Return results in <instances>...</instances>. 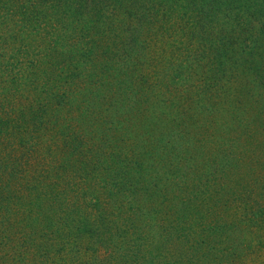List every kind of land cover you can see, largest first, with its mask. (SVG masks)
Returning <instances> with one entry per match:
<instances>
[{
	"label": "trees",
	"instance_id": "obj_1",
	"mask_svg": "<svg viewBox=\"0 0 264 264\" xmlns=\"http://www.w3.org/2000/svg\"><path fill=\"white\" fill-rule=\"evenodd\" d=\"M173 19L183 22V25L178 27L176 21L175 28ZM96 22H101V29L106 35L104 39L115 44L111 48H100L105 50L101 51L102 58L120 48L115 55L123 70L139 71L140 67L133 59H146L145 51L134 52L131 61L127 62L130 70L121 65L120 61L128 51L124 49L125 46L123 49L120 47L125 39L132 37L131 42L137 45L140 34H151L152 37L158 32L169 36L174 45L172 37H185L187 42L192 43L190 46L194 45V49L186 53L185 62L171 70L170 89L175 79H181L182 84L193 75H198V78L207 75L201 60L211 56L216 69L228 76L229 82L234 79L239 83L237 89L241 92V98L237 102L231 97L227 110L231 112L233 107L238 113L246 108L250 117L256 105L255 112L263 107L261 112L264 113V0H0V139L3 136L6 138L5 143L3 141L0 145V192L12 190L14 185L13 193L16 192L0 201V250L14 253V257L26 255L27 252L30 264H102L94 262L91 255L88 257L91 262L81 260L80 250L74 247L77 235H88L89 244L86 247L93 252L91 243L96 239L100 241V237H96L95 233L98 223L92 224L91 219L86 220L81 216L73 218L75 210H79V203L71 194L73 199H69L70 189L66 188L73 179L68 174L71 169L79 179L95 178L97 182L104 180L106 186H114L109 191L110 198L111 192L115 191L113 196L118 194L119 197L122 191V197L117 199L115 207L126 206L137 210L142 202L145 208L151 205L152 210H158L157 206L166 203L165 199L171 193L178 192L183 186L192 188L193 183L188 185L185 175L193 177L196 174L193 170L184 174L183 168L206 170L202 174L207 178L210 176L205 148L195 157L181 155L177 166L168 170V174L164 170L160 176L159 168L165 164L171 152L167 151L166 136L177 123L179 126L180 112L176 103L180 101L166 100L169 93L167 85L163 84L161 78L157 82H150L149 73L139 76L142 88L139 90L134 87L133 81L129 82V86L119 81L106 90L95 89L96 82H92L95 88L90 87V93L94 92L97 100H105L101 117L105 119V114L115 107V101L104 94H121L118 89L122 90L123 96L129 95L133 99L134 110L130 114L134 117L99 122L95 117L96 108L89 115L93 104L86 103L82 120L87 121V125L89 122L91 128L101 127L97 135L89 132L88 142H85L86 138L67 142L73 152L70 156L60 153L59 149L46 151L39 157L43 162L40 165L45 167L44 174L37 176L38 172L34 178L23 174L24 164H29L26 161L31 164L36 157L32 154L37 146L36 140L41 139L38 136L39 128L46 123L48 110L55 104L49 94H44L47 90L45 81L60 65L59 59H64L66 52L74 47L70 41L76 37L86 41ZM177 29H181L180 32ZM200 53V58H196L195 55ZM80 56L88 57L90 53L85 51ZM79 69L75 68V76L80 73ZM65 73L67 68L61 65L59 79L54 78V82L49 84L60 83ZM89 78L93 81L95 74L91 73ZM208 83L203 85L204 91L211 89ZM44 85L41 88L43 91H40L42 93L36 91ZM174 88L177 89V86ZM34 90L36 94L31 96ZM60 91L61 96L54 97L60 100L58 105L67 94L64 89ZM204 108L203 105L201 109ZM117 113L127 114L124 108ZM200 113H203L202 110ZM102 125H110V131ZM101 132H104L103 136H100ZM108 140H112L110 144H103ZM119 140H124L122 143L126 144L128 152L118 147ZM125 141H131L132 145ZM15 146L22 153L17 160L12 158L13 152H17ZM236 147H240V143ZM215 155L218 159L219 155ZM72 161L77 165L71 166ZM222 165L223 162H220L219 166ZM165 177H168L167 180L177 178L180 185L177 182L170 184V180L168 185H165L166 182L163 184ZM192 192L200 194L193 188ZM13 195L19 199V210L9 206ZM100 198L95 194L88 206L95 210L100 207L99 216L104 221V227L109 215L102 211L104 203ZM193 204L197 210V204ZM158 214L151 215L148 222L151 229L146 233L125 232L121 235V242L119 240L117 243L119 248L114 251L119 254L117 264H170L164 242L186 228L176 222L162 225L158 221ZM141 240L146 241L147 248H143ZM87 251L85 248L83 253Z\"/></svg>",
	"mask_w": 264,
	"mask_h": 264
},
{
	"label": "rangeland",
	"instance_id": "obj_2",
	"mask_svg": "<svg viewBox=\"0 0 264 264\" xmlns=\"http://www.w3.org/2000/svg\"><path fill=\"white\" fill-rule=\"evenodd\" d=\"M163 17L165 16L163 15ZM173 22L174 24L176 22L178 27L183 23L176 19H173ZM177 25L175 24V28ZM150 29L152 31V25ZM180 30L177 29L178 32ZM146 35L140 34L137 45L133 41L131 42L132 37H130L125 39V43L120 46L121 49L125 46L124 49L128 50L125 51L126 57L120 61V64L129 70L130 67L127 62L131 61L133 53L146 52L144 61L133 59V62L140 67L139 71L135 69L129 72L119 66L115 54L120 51V48L117 51L108 52L106 57L102 58L101 51L104 52L105 50L104 48L100 50V48H111L115 44L104 39L106 35L101 29V22H96L92 33L87 35L86 41H82L78 37L70 41L74 47L66 52L64 59H59L58 64L60 65L53 69V73L48 76V81H45L47 90L44 94L45 96L49 94L55 104L52 109L48 110L46 123L39 128L38 136L41 139L36 140L37 146L32 154L36 157L31 160V164L30 161H26L29 164H24L23 174L33 178L38 172L40 173L37 176L44 174L45 167L40 165L43 162L40 161L39 157H42L46 151L59 149L60 153L70 156L73 152L67 142L71 140L80 141L84 138H86L85 142H88L89 137L87 135L89 132L94 133V136L97 135L101 127L94 125L95 127L91 128L89 122L87 125V121L82 120L81 116L83 110L86 109V103L93 104L89 115L96 108L95 117H98L99 122L134 117L130 114L134 110L133 99L129 95L123 96L124 93L117 87L121 94H104V96L115 101V107L112 112L109 111L105 114L107 116L105 119L101 117L105 108V100H97L95 93H90V87L95 88L97 86L95 89L106 90L119 81L124 86H129V82L133 81L134 87L139 90L142 89L139 85V76L149 73L150 82H157L161 78L163 84L167 85V89L164 87L169 92L165 97L166 100L180 101L176 103V108L179 107L178 112H180L179 126L177 123L176 130H172L166 136L167 151L171 152L168 154L169 157L165 159L164 165L161 167L160 163L157 165L158 168L160 167V176L164 170H167L168 174V170L174 169L181 155L188 158L190 156L195 157L198 152L201 153L203 148L207 149V167L210 176L207 178L206 175L202 174L206 170L183 168L184 174L190 170L195 172L196 175L193 177L185 175L187 177L186 183L188 185L193 183L191 186L200 193L199 195H195L192 188L187 189L183 186L178 192L171 193L169 198L166 197V203H160V207L157 206L158 210H152L151 205L145 208L143 202L137 210L136 208L130 209L125 204L123 208L115 207L118 204L117 199L122 197L123 192L120 191L122 194H119L118 197V194L113 196L115 193L113 191L110 198L109 191L114 186H106L104 180L97 182L95 178L79 179L77 174L74 175L72 169L69 170V178H73L66 187L70 189V193L68 192L69 199L74 197L79 203V210H75L76 215L73 218L81 216L86 220L91 219L92 224L98 223L95 233L101 241L100 243L99 239H96L91 243L94 247L92 252L86 247L89 244L88 238L90 236L77 235V243L74 247L77 246L80 250V259L89 260V262L92 259L94 262L102 264H117L119 254L114 251L119 248L117 243L121 235L125 232L129 234L146 233L151 229L148 227L151 215L156 214V212L158 214L160 210V214L156 215L160 224L168 225V223L176 222L186 228L185 231L176 235L178 237L175 236L172 239L169 237L164 242V249L168 250L166 252L167 262L170 264H264V113L261 112L263 107L258 108L255 112L257 106L254 105V114L250 117H248L246 108H244L245 111L237 113V109L232 107L231 112H229L227 109L231 97L235 98L237 102L241 98V92L237 89L238 82L236 83L234 79L229 82L228 76H224L216 69L211 56L201 60L202 65L205 66L203 70L208 73L207 75L199 76V78L198 75H193L182 84L181 79H175L173 84L171 82L172 87L170 89L171 70L185 62L186 53L193 52L191 50L194 49V45L190 46L192 43L187 42L185 37L178 35L172 37L175 41L174 45L171 43V38L166 34L157 32L152 37L151 34ZM106 42L107 44H104ZM79 43L82 45L77 46ZM85 51L86 53L89 52L90 56H80ZM93 52H95L94 55ZM96 54H98L97 58ZM201 54H196L195 57L200 58ZM169 59L172 61H168ZM61 65L67 68V73L63 75L60 83L49 84L54 82V78L59 79ZM76 67L80 68V73L75 76ZM91 73L95 74L93 81L89 78ZM222 76L224 78L221 80ZM39 78L42 77L39 76ZM1 80L0 75V85L2 84ZM92 82H96V85L92 86ZM207 83L211 89L204 91L203 85ZM45 85L40 86V89L36 91H43ZM176 86L177 89H172ZM61 89L66 90L67 94L62 103L58 105L60 100L54 99V97L61 96ZM222 89L224 90L221 91ZM36 91L34 90L31 96L36 94ZM237 91L238 93H236ZM88 92L90 93L89 100ZM19 103L22 104L21 101ZM81 103L84 104L81 105ZM203 105L205 108L201 109ZM122 108L126 110L127 114L117 113ZM201 110L205 114L200 113ZM137 114L139 113L137 112ZM248 118L250 119L248 120ZM102 127L109 128L108 131H110V125L109 127L102 125ZM103 134L104 132H101L100 136ZM108 134L110 137V132ZM3 141L4 143L6 141L4 136L0 139V145ZM111 141L108 140V143L105 141L103 144L108 145ZM123 141L119 140L118 147L128 152L126 144L122 143ZM125 142L132 145L131 141ZM239 143L240 147H236ZM99 144L101 143L99 142ZM15 148L17 152H13L12 158L17 160L22 153L16 146ZM129 153L132 155L131 152ZM215 154L219 155L218 159H216ZM174 155L176 156L175 159ZM220 162H223L222 166H219ZM72 165L76 166L77 163L72 161ZM217 169L219 174H217ZM172 177L170 176V178ZM167 178L165 177L163 182V184L166 182L165 185L169 184L170 179L167 180ZM173 182L180 185L177 178L170 180V184ZM12 188V190L0 192V201L2 198L16 193H13L15 185ZM95 194L99 195L100 200L104 203V207H101L104 209L102 211L109 215L104 227H102L104 221L99 216L101 214L100 207L98 206V209L95 210L88 206V202L93 200ZM193 202L197 204V210H195ZM19 203V199L13 195L9 206L19 210ZM140 242L143 244V248H147L145 240ZM85 248L88 251L83 253ZM143 252L142 249L141 253L143 254ZM90 255L91 259L88 258ZM75 256L76 254L73 257ZM29 261L27 252L26 255L14 257V253L7 252L6 249L0 250V264H30Z\"/></svg>",
	"mask_w": 264,
	"mask_h": 264
}]
</instances>
